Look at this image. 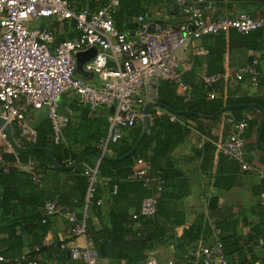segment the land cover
<instances>
[{
  "label": "trees",
  "instance_id": "16d2710c",
  "mask_svg": "<svg viewBox=\"0 0 264 264\" xmlns=\"http://www.w3.org/2000/svg\"><path fill=\"white\" fill-rule=\"evenodd\" d=\"M67 1L76 9L93 10L103 0ZM147 1L120 0L113 15L115 28L123 33L132 32L140 15L151 22L147 17ZM263 34L264 28L245 35L232 30L203 36L200 41L204 50L201 60L205 64V76L219 75L221 78L211 83L204 82L202 77H198L195 83L182 80L189 86L187 99L178 95L174 84L158 82L156 100L171 113L162 109V113L156 115L155 110H151L147 133L140 139L141 123L134 129L125 130L118 142L107 144L103 158H98V155L102 154L100 141L107 136V119L94 117L87 107L79 106L74 99L60 100L61 112L68 113V123L62 129L58 143L53 141L51 124L45 115H39L34 120L29 117L36 132L35 142L28 144L20 141V144L23 148L41 149L20 153L0 151V264H51L52 255L61 261L70 260L62 243L47 245L44 240L51 226L50 215L46 214L44 207L46 202L54 203L62 212L75 214L77 221L83 223L85 235L99 260L140 264L148 253L165 246L170 240L167 228L184 224L183 212L177 203L188 195V182L181 172L174 169L170 155L189 134L191 126L188 122L208 120L215 123L223 115L219 113L224 108L246 105L244 109L224 114L234 122L246 120V148L264 145V132L257 143L262 115L260 110L252 107L257 105L264 110V98L235 96L222 78L225 53L234 48L262 52ZM253 60L257 63L258 72L255 88L264 89V74L260 72L258 60L252 58L246 63ZM161 85L166 86V92L161 91ZM209 94H213V99H208ZM170 117L177 120L171 121ZM12 133L18 140L15 129ZM138 141L131 156L115 160L128 154ZM202 151L203 161L207 162L209 153L216 151V147L205 144ZM217 155L218 173L213 186L229 192L241 185L245 172L229 157ZM138 159H142L148 167L143 179L133 176ZM29 161L35 163L34 170L41 176L39 183L34 182L29 172L17 167V163L25 165ZM85 164L96 167L97 171V182L90 196L88 180L83 174ZM49 176L53 180L55 176L67 179L61 187L48 186ZM68 181L70 184H67ZM250 191L252 195H262L264 178ZM104 193L108 195V225L101 223V205L96 204ZM150 196L156 198L154 214L138 215L133 219L142 201ZM217 202L216 197L209 198L208 214L203 222L185 229L176 240V248L181 252L176 264H202L201 258L191 256L189 251L197 242L209 244L213 239L220 242L228 264H264V249L259 256L255 253L259 245H254L261 241L264 247V203L252 213L258 222L251 224L250 233L241 239L236 233L237 219L220 213ZM93 219L98 224H94Z\"/></svg>",
  "mask_w": 264,
  "mask_h": 264
},
{
  "label": "built area",
  "instance_id": "2783aa9c",
  "mask_svg": "<svg viewBox=\"0 0 264 264\" xmlns=\"http://www.w3.org/2000/svg\"><path fill=\"white\" fill-rule=\"evenodd\" d=\"M120 0H103L98 8L76 9L67 0H0V118L15 129L18 140L34 143L36 132L29 118L30 112L46 116L52 128L54 143L61 139L62 129L68 123V113L60 110L61 98L74 99L79 106L87 107L90 114L100 108H113L107 118V136L100 141L102 155L109 142H118L125 130L136 128L142 120V110L147 102L157 101L156 93L148 86L166 81L174 84L179 96L188 98L189 86L182 82L181 66H192L188 50L205 35H217L236 31L249 34L264 28V18L242 13L236 17L205 15L208 0H170L179 10L183 21L179 31L170 24H152L143 15L136 18L137 27L132 32H119L113 15ZM49 20L67 25L74 34L57 41L56 32L49 27L34 25ZM189 28V30H188ZM95 49L94 57L83 65V71L91 74L90 80L75 76L76 56ZM256 61L245 63L234 74L238 83L257 87ZM97 79L98 83L91 82ZM204 82L217 81L221 76L202 77ZM222 78H226L225 75ZM213 99V94L208 95ZM156 115L160 111L155 109ZM171 121L177 120L170 117ZM246 120L234 122L227 135L216 143V152L235 161L242 172L254 173L247 161L244 133ZM2 141L10 153L15 152L0 129ZM22 147V146H21ZM0 160V164H1ZM40 181L35 163H17ZM88 180L90 196L97 182L96 167L83 165ZM148 167L142 159L135 162L133 176L143 179ZM264 178V170L259 172ZM147 181V180H146ZM101 205V200L97 201ZM47 215L61 214L69 224L70 236L83 237L85 245L69 250L70 260L83 264H99L98 256L85 235L83 223L72 212H62L52 202H46ZM156 198L147 197L141 205L140 216H152ZM189 254L200 257L202 264H228L222 246L217 239L209 244L193 245ZM142 264H158L149 255ZM168 264H173L172 262Z\"/></svg>",
  "mask_w": 264,
  "mask_h": 264
},
{
  "label": "crops",
  "instance_id": "0c3cea01",
  "mask_svg": "<svg viewBox=\"0 0 264 264\" xmlns=\"http://www.w3.org/2000/svg\"><path fill=\"white\" fill-rule=\"evenodd\" d=\"M158 10L152 11L151 8H147V17L152 23L170 24L172 26L178 25L183 21V18L179 10L170 2V0H162L157 4ZM205 15L214 13L215 16L224 17H236L239 14L246 13L252 17H264V0H208L207 6L204 8ZM34 25L49 27L56 32L57 41H61L67 37H71L74 34L71 32V28L67 25H61L57 22L49 20H40ZM264 37V34H263ZM262 52L247 50L245 48H234L228 50L223 57V68L225 75L226 87L235 96H248V97H263L264 89L251 88L245 83H238L234 79V74L237 69L248 62L250 59L255 58L258 60V66L261 74H264V56ZM204 55L202 41H197L191 45L188 50V56L191 58L192 66L190 69L178 68L181 73V79L189 83H195L198 77L205 76V64L201 60ZM92 83L97 84V79H92ZM150 93H156L158 84H150L148 86ZM161 91L166 92V86H160ZM177 91V89H176ZM166 95V94H165ZM113 108H100L94 115V117L108 118L112 114ZM162 113V109H157ZM40 113L31 112L32 120L36 119ZM248 117H250L248 115ZM31 120V122H32ZM190 127L189 134L185 137L183 143L171 153L170 160L174 169L181 172L183 177L188 182V195L181 201H178L177 205L183 212L184 224L175 228H167V235L170 240L165 246L158 247L147 256L152 255L158 264H168L170 262L178 263L180 251L176 248V240L181 237L183 231L193 225L203 222L208 214L207 203L209 198L216 197L217 208L220 213L223 212L225 216L232 215L237 219L238 226L236 228L237 235L242 239L250 233L251 224L257 223L258 218L253 216L252 213L256 210L257 206L264 203V193L260 196L252 195L251 187L258 185L261 178L259 172L264 170V145H256L254 149L246 148L245 153L249 163L255 168L254 173L245 172L242 175L241 185L234 187L229 192L220 191L213 186L215 177L218 173V155L214 151L209 153L210 157L207 162L203 161L202 148L206 144L214 146L222 138H224L230 131L234 120L228 115H221L217 122H209L208 120H200V122H188ZM142 126V125H141ZM198 127V128H197ZM248 143V141H247ZM0 151L10 152L5 144L0 141ZM211 152V150H209ZM25 171V169H22ZM48 186L65 184V176H55L54 180L49 176ZM70 184V181L67 182ZM107 193L103 194L101 198V223L108 225V197ZM50 231L45 236V242L47 245L54 243H62L69 256V250L73 248H81L85 245L83 237L70 236L69 224L65 217L61 214H52L49 217ZM94 224H98L96 219H93ZM214 235H212L213 239ZM202 243V241L197 242ZM196 245V244H194ZM255 246L259 245L255 249V253L262 256V242L254 243ZM52 255L51 264H80L76 261H61ZM99 264H118L113 260H99ZM120 264H125L121 262ZM142 264V262L140 263Z\"/></svg>",
  "mask_w": 264,
  "mask_h": 264
},
{
  "label": "water",
  "instance_id": "95a60500",
  "mask_svg": "<svg viewBox=\"0 0 264 264\" xmlns=\"http://www.w3.org/2000/svg\"><path fill=\"white\" fill-rule=\"evenodd\" d=\"M172 28L174 30H177V31L182 29V27L180 25H174V26H172ZM188 30H189V28H188ZM95 53H96L95 49H90V50H88L86 52L77 54V56H76V70H75V76L76 77L84 79V80H90L91 79V77H92L91 74L86 73V72L83 71V65L85 63H87L88 61H90L94 57ZM246 107H247L246 105L229 106V107L224 108L219 113V115L224 114L226 112H231V111L236 110V109H244ZM252 107L253 108H257L258 110H260L261 115H262L261 123H260V126H259L258 139H257V143H259V140H260V138H261V136H262V134L264 132V110L262 108L258 107L257 105H252ZM155 109H165V110H167L164 107V105L160 104L157 101H150V102H147L145 104V106H144V108L142 110V120H141L142 132H141L140 139L147 133V130H148V127H149V113H150L151 110H155ZM168 112H170V111H168ZM0 129L5 134L9 146L15 152H19V153L20 152H31V151H36V150H40L41 149V148H34V147L33 148H23L21 146H18L16 144L15 140H14V136H13V133H12L11 126L8 123H6L3 119H1V118H0ZM138 143H139V141L136 143V145L133 147V149L128 154H126L123 157L117 158L115 160L116 161H121V160L131 156L135 152ZM103 157H104V155H102V154L98 155V158H103ZM78 161H79V159L75 162V164L78 163Z\"/></svg>",
  "mask_w": 264,
  "mask_h": 264
},
{
  "label": "rangeland",
  "instance_id": "374dc122",
  "mask_svg": "<svg viewBox=\"0 0 264 264\" xmlns=\"http://www.w3.org/2000/svg\"><path fill=\"white\" fill-rule=\"evenodd\" d=\"M161 1L162 0H148L146 3L147 4L146 7L148 8V10H149V8H151L150 10L157 12L156 11V10H158L157 4Z\"/></svg>",
  "mask_w": 264,
  "mask_h": 264
}]
</instances>
